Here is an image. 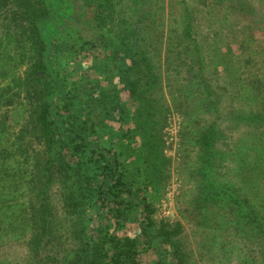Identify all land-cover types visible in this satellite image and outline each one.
<instances>
[{"label": "trees", "instance_id": "trees-1", "mask_svg": "<svg viewBox=\"0 0 264 264\" xmlns=\"http://www.w3.org/2000/svg\"><path fill=\"white\" fill-rule=\"evenodd\" d=\"M188 1L129 19L112 0H0V264H264V48L222 55L221 83L200 27L264 38V0ZM171 109L212 205L186 219L197 263L133 177Z\"/></svg>", "mask_w": 264, "mask_h": 264}, {"label": "rangeland", "instance_id": "rangeland-1", "mask_svg": "<svg viewBox=\"0 0 264 264\" xmlns=\"http://www.w3.org/2000/svg\"><path fill=\"white\" fill-rule=\"evenodd\" d=\"M99 1L103 2V0ZM178 1L179 0H112V5L115 3H118V5H115V7L110 5L106 14H110L111 11L114 10L113 18H120L126 11L129 19H134L137 11L151 10L154 2L157 3L155 8H160V4H162L164 12L168 10L171 11L176 19H179L177 14H181L182 10L186 8L188 11L193 8L198 10V7H195L192 2L188 1L184 5H179ZM200 9L201 7H199V10ZM202 17L205 18V20H203L205 23L200 26L201 31L203 33L210 31V36L213 41H215L214 47L217 48V50L212 48H207V50L211 52L213 58H217L213 66L218 71V78L221 83L224 81L225 84H230V81L222 71L223 64L220 61L222 55L232 58L231 62H236L250 55L253 50L256 51L261 46L264 48V38L261 33L244 30L245 32L242 35L245 36L243 38L246 36L251 38L247 37L248 39H246L243 44H238V42L235 43L236 32L233 33L232 28L225 27L222 29L221 26L219 27V25L215 24L216 21L214 16H209V14L205 16V14L202 13ZM238 18L239 21L248 19V17L245 18L243 14ZM110 19H108L106 23L109 24L108 21ZM202 32L200 33L202 34ZM65 65V61H60L59 64L56 65V69L61 72ZM71 69L72 67L68 66L66 73L70 72ZM23 71L24 68L21 69V72ZM181 124V117L171 109L167 117L166 127H164L161 132L162 142L156 144L154 154H152V152L150 153V162H141L138 173H135L137 170L135 166L132 170L133 173H135L133 175L135 183L141 184L140 186L144 189L149 203L154 208L153 220L157 225L162 222L174 224L176 221H180L186 229V232L182 235L184 236L182 241L188 246V253L191 252L192 255L189 261L192 262L194 260L197 263L198 258L195 251L192 249L193 240L190 236L186 219L192 210H196L198 206L202 207L203 210H209L212 205L201 200L198 196L203 192L201 185H203L204 176L201 174L199 176L194 174L191 177L190 169H197V164L193 161L194 159L189 147L180 144ZM162 157H165L166 160H163ZM218 174L219 172L215 171L213 176H218ZM210 178H212V176ZM189 200L190 206L188 203ZM194 206L196 207L194 208Z\"/></svg>", "mask_w": 264, "mask_h": 264}]
</instances>
